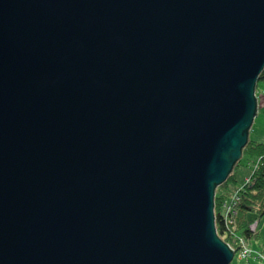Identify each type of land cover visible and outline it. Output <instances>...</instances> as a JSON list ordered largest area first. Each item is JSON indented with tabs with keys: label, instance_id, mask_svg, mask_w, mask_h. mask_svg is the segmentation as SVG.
I'll list each match as a JSON object with an SVG mask.
<instances>
[{
	"label": "water",
	"instance_id": "95a60500",
	"mask_svg": "<svg viewBox=\"0 0 264 264\" xmlns=\"http://www.w3.org/2000/svg\"><path fill=\"white\" fill-rule=\"evenodd\" d=\"M263 68L264 0H0V264H230Z\"/></svg>",
	"mask_w": 264,
	"mask_h": 264
},
{
	"label": "trees",
	"instance_id": "16d2710c",
	"mask_svg": "<svg viewBox=\"0 0 264 264\" xmlns=\"http://www.w3.org/2000/svg\"><path fill=\"white\" fill-rule=\"evenodd\" d=\"M264 83V68L257 81ZM256 83V85H257ZM249 161L256 158L254 167L241 185H235V171L242 158ZM264 214V143L248 136L242 149L240 160L214 192V216L217 235L233 250L240 249L242 243L257 238L252 223ZM264 254V248L259 250Z\"/></svg>",
	"mask_w": 264,
	"mask_h": 264
},
{
	"label": "rangeland",
	"instance_id": "374dc122",
	"mask_svg": "<svg viewBox=\"0 0 264 264\" xmlns=\"http://www.w3.org/2000/svg\"><path fill=\"white\" fill-rule=\"evenodd\" d=\"M255 97L257 101V114L253 120L252 126L249 130L248 136L255 141L264 143V83L258 82L255 86ZM256 158H252L250 161L243 157L240 165L236 168L235 171V185H241L247 176L250 175L254 167V162ZM252 227L258 233L257 238L253 237L248 240V246L254 250L258 251L264 248V214L259 217L258 220L254 221ZM233 250V249H232ZM234 256L230 264H264V259L255 258L250 256L248 258L241 259L239 258V249L233 250ZM264 258V254L262 253Z\"/></svg>",
	"mask_w": 264,
	"mask_h": 264
},
{
	"label": "built area",
	"instance_id": "2783aa9c",
	"mask_svg": "<svg viewBox=\"0 0 264 264\" xmlns=\"http://www.w3.org/2000/svg\"><path fill=\"white\" fill-rule=\"evenodd\" d=\"M250 256H254L255 258H262V254L258 251L252 250L249 246L246 244L242 243L240 249H239V258L244 259L248 258Z\"/></svg>",
	"mask_w": 264,
	"mask_h": 264
}]
</instances>
